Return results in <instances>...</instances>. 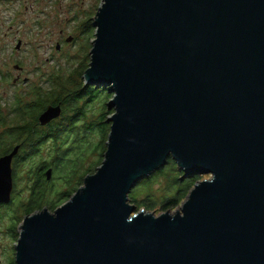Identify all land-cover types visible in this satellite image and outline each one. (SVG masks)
Listing matches in <instances>:
<instances>
[{"label":"water","instance_id":"obj_1","mask_svg":"<svg viewBox=\"0 0 264 264\" xmlns=\"http://www.w3.org/2000/svg\"><path fill=\"white\" fill-rule=\"evenodd\" d=\"M103 3L85 80L115 95L106 158L24 220L17 264H264V0ZM19 150L0 158V205ZM170 159L211 178L180 211H138L134 186Z\"/></svg>","mask_w":264,"mask_h":264},{"label":"rangeland","instance_id":"obj_2","mask_svg":"<svg viewBox=\"0 0 264 264\" xmlns=\"http://www.w3.org/2000/svg\"><path fill=\"white\" fill-rule=\"evenodd\" d=\"M25 5L28 6L26 11L23 9V3H20L12 8V13L0 17V121L7 125V128L0 125V151L7 147L1 142L2 134L7 135L6 132L17 130L16 126L21 118L17 104L19 100L27 106L34 101L35 92H41L42 88L49 90L51 86H57L58 82L60 84L73 79L72 85L77 89L75 93L89 85L85 80V74L92 61L96 40L95 21L104 3L103 0H27ZM20 41L23 42L21 48ZM76 68H78L76 74L84 73L82 77L80 75L70 77ZM2 76H6V82L1 81ZM16 79H19L17 83ZM111 99L99 96L92 104L85 100L64 109L65 115L57 120L62 130L61 142L48 138L45 145L39 147L36 155L33 154L35 145L30 147V144L23 140L25 148L20 154L21 161L13 167L15 189L12 203L8 204L10 205L8 207L0 206V264H17L18 236L22 233L24 220L27 218V216L24 218L25 210L18 206L32 194L41 164L54 165L55 161L61 159L64 168L59 172H51L50 178L54 191L57 190L59 193L71 191L65 178L68 176L66 174L68 168L74 163L86 161L88 168H94L95 172L103 165L104 159L101 154L105 148L101 146L106 139L105 146L108 150L111 130L107 136L102 133L100 129L102 127L98 124L112 125L108 122L115 112L114 110L112 114L109 113L112 111L109 109ZM34 103L37 104V99ZM81 109H84L85 118L78 116L74 120L75 112ZM96 123V129L92 130ZM42 128L46 129L39 127ZM7 137L8 141L11 140L12 134ZM90 146L97 147L93 151ZM86 170L87 168H84L83 171ZM86 175L84 182L78 179L74 185L75 194L84 188ZM201 177H204V180L211 178L205 175ZM166 186L167 180L163 179L154 184V196L159 203L165 196ZM137 194L134 197L139 198L140 194ZM54 197L55 195L50 194L48 198L51 201ZM186 200L187 198L179 208L167 212L180 211ZM153 212L156 215L167 213L159 208Z\"/></svg>","mask_w":264,"mask_h":264},{"label":"trees","instance_id":"obj_3","mask_svg":"<svg viewBox=\"0 0 264 264\" xmlns=\"http://www.w3.org/2000/svg\"><path fill=\"white\" fill-rule=\"evenodd\" d=\"M77 69L78 68L72 71V75H70V77L73 75H80V77H82V75H84L83 72L76 74ZM69 80H71V78ZM72 83H74L73 79L72 81H66L60 84L58 82L57 86H51L49 90L42 88V93L35 92L34 101L37 99V104H35L33 101L32 103L27 104V106H24L21 100L17 102L19 106L18 110L21 112V118H19V124L16 126L17 130H13V132L8 131L6 132L7 135H5V133L2 134L4 136V141L2 143H5L7 147L1 149L0 156L11 153L18 144L22 145V151L25 148V143H23V140L28 142V144H30V147L35 145V151L33 153L35 155L37 154L39 147L45 145V141L48 140V138L55 139L60 143L62 130L60 128L61 125L59 126L57 122L63 117L64 112H62V117L57 119L58 121H53L47 127H45L46 129H39L40 117L49 107L62 105L64 111V109H68L71 104L77 105L79 103H83L85 100H87L88 103L92 104L94 103V100L97 99L99 96H106L109 99L112 98V94H110L107 89L103 87H97L96 85H87L85 89L80 90L79 93H75L77 92V89H74L75 85H72ZM78 108L80 109L79 105ZM83 110L84 109H81L75 112L76 116L74 120L78 116L85 118V112ZM113 112L114 110L109 111L110 114H112ZM106 118H108V116ZM0 125H2L4 128H7L6 123L0 121ZM98 126L102 127L100 128L102 129V133L106 134L107 136L110 134L112 125L98 124ZM95 127H97V123L94 125L92 130H95ZM11 134L12 139L8 141L7 136ZM16 142L18 144H15ZM105 144H107L106 139L105 143L103 141L101 146L102 148H105L104 153L102 152L101 154V157L104 160L106 158L107 152V146H105ZM97 146H90L91 150L94 151L95 147ZM21 151L16 158L15 165H18L21 161L19 160L21 156ZM54 163L57 165H40V169L37 171V184H35V187L32 188V194L28 199L21 201V205L19 204L18 206L19 208L25 210L24 218L26 216L29 217L45 209H50V212H55V210L58 209L63 202L65 203L72 199L73 195L75 194V189L73 187L77 183L78 179L84 182V177L86 174V176H89L90 174L96 173L94 168H88L86 161L74 163L73 166L71 165V168H68V170L66 169V174L68 176L65 178L66 184L70 187L71 191L59 193L57 190L54 191V185L51 182V179H48V171L51 170V172L54 173L56 171L59 172L62 168H64V166L62 165L61 159L55 161ZM84 168H87L85 172L83 171ZM201 176L202 175H195L183 180L184 172L179 169L178 164L174 159H170L165 167H161L160 169L155 171L150 177L141 179L134 186L133 190L129 195V199L133 205H136L138 207L139 210L144 209L145 211L149 212H153L157 208H159L163 212L174 210L180 207V205L184 202V200L187 198V196L196 184L201 181H204V177ZM160 179L167 180V190L165 196H163L159 203L156 197L154 196L153 188L154 184ZM53 191L54 193H51ZM137 193L140 194L139 198L134 197ZM50 194H52V196L55 195V197L51 201L48 198ZM0 206L8 207L10 205ZM21 216L23 215H20V217Z\"/></svg>","mask_w":264,"mask_h":264},{"label":"flooded vegetation","instance_id":"obj_4","mask_svg":"<svg viewBox=\"0 0 264 264\" xmlns=\"http://www.w3.org/2000/svg\"><path fill=\"white\" fill-rule=\"evenodd\" d=\"M27 0H0V17H4V15H6V14H9V13H12V8H15V5H18V4H20V3H23V9L26 11V10H28L27 8H28V6L27 5H25V2H26ZM23 12V11H22ZM20 43V48L21 47H23V42L22 41H20L19 42ZM16 70L18 71L19 69L16 67ZM19 79H20V77H19ZM19 79H16L15 80V82L17 83L18 81H19ZM1 81H7V78H6V76H2L1 77ZM3 83V82H2ZM59 119V118H58ZM54 121H56V120H54ZM53 122V121H52ZM51 122V123H52ZM40 126H42L41 124H40ZM42 127H44V126H42ZM45 127H47V126H45ZM11 132H13V129L12 130H10ZM4 136L1 138V142H3L4 140ZM21 144H18L16 147H20V150H19V153H20V151H21ZM15 149V148H14ZM12 153V152H11ZM11 153H9V154H11ZM19 153H18V155H19ZM9 154H7V155H9ZM7 155H2V156H0V158H2V157H4V156H7ZM17 155V156H18ZM17 158V157H16ZM16 158L14 159V163H15V161H16ZM13 163V167H14V164Z\"/></svg>","mask_w":264,"mask_h":264},{"label":"bare ground","instance_id":"obj_5","mask_svg":"<svg viewBox=\"0 0 264 264\" xmlns=\"http://www.w3.org/2000/svg\"><path fill=\"white\" fill-rule=\"evenodd\" d=\"M90 85V84H89ZM97 86V85H96ZM98 87V86H97ZM99 87H103V88H105V89H107L108 90V92L110 93V90H109V87H107L106 85L105 86H99ZM111 94V93H110ZM113 95V98H114V94H112ZM112 100V99H111ZM52 107V106H51ZM50 124V123H49ZM48 124V125H49ZM48 125H46V126H48ZM45 127V126H44Z\"/></svg>","mask_w":264,"mask_h":264}]
</instances>
